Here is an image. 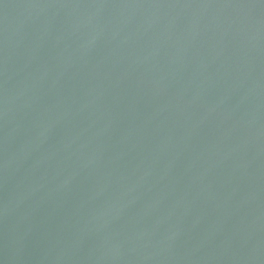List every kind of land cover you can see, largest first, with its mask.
<instances>
[{
    "label": "water",
    "instance_id": "1",
    "mask_svg": "<svg viewBox=\"0 0 264 264\" xmlns=\"http://www.w3.org/2000/svg\"><path fill=\"white\" fill-rule=\"evenodd\" d=\"M0 264H264V0H0Z\"/></svg>",
    "mask_w": 264,
    "mask_h": 264
}]
</instances>
